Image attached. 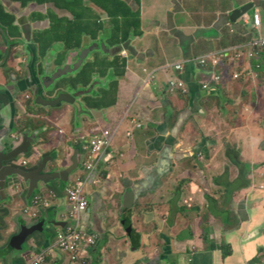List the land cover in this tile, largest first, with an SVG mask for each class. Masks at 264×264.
Instances as JSON below:
<instances>
[{"label":"crops","instance_id":"obj_1","mask_svg":"<svg viewBox=\"0 0 264 264\" xmlns=\"http://www.w3.org/2000/svg\"><path fill=\"white\" fill-rule=\"evenodd\" d=\"M124 1L133 11L140 8L137 0ZM141 1L143 35H132L124 49L131 58L125 75L117 78L119 91L114 107L99 109L82 101L85 96L96 98L102 92L98 76L87 88L65 87L79 97L77 107L68 103L54 106L42 102L37 94L26 107L14 98L26 75L15 86L7 87L0 62V171L10 167L7 177L0 179V264H29L42 255L47 256L45 264H179L183 258L186 262L195 258L194 264H251L264 249V180L249 181L245 171L244 180L250 185L238 189L235 180L241 179L240 169L227 147L234 139L243 163L259 166L264 159V137L254 139L252 130L264 114V55L240 64L241 69L235 71L246 67L243 79H225L218 95L210 99L198 98L194 91L192 98L179 96L170 93L167 86L176 73L191 87L196 70L188 66L181 75L170 66L199 58L195 54L199 44H208L206 54H216L254 37H264V0H254L257 9L249 13H261L262 29L256 31L252 25L238 21L237 30L244 31L237 34L232 32L228 13L253 0L232 1L231 5L226 0V6L207 9L203 16L208 15V20L203 25L188 18L183 25L177 17L191 10L188 4L192 1L200 0L185 1L182 7L179 0H170L169 5L165 0ZM215 3L223 4L224 0ZM97 13L107 18L101 8ZM196 14L192 9L189 16ZM8 21L0 14L1 23ZM2 34L0 29V37ZM166 35L173 38L172 43H165ZM87 41L85 38L83 45ZM175 41L177 56L172 54L177 50ZM79 68L72 70L76 73ZM146 70L157 77L150 86L144 83L149 77ZM36 79L33 75V81ZM195 80L200 93L202 82ZM158 83L163 90L154 88ZM26 84L32 85L31 78ZM247 100L251 105L245 110L247 118L229 106ZM133 119L143 121L147 128H132ZM106 128L115 134V160L109 165L103 163L100 170L88 176L86 152L78 154V162L76 149L86 142L83 138ZM22 145L25 152L6 157ZM22 171L23 176L19 174ZM34 171L48 178L34 176ZM39 178L40 182H33ZM81 178L87 181L90 200L82 226L100 232V236L88 255L73 262L58 248L57 236L65 228L70 210L67 190ZM230 182L235 186L227 194ZM47 219L50 223L42 232L28 236L21 248L11 245L24 227ZM182 222L189 227L179 228ZM224 240L233 248V256L226 260L219 259ZM169 253L174 255L171 262H162V256Z\"/></svg>","mask_w":264,"mask_h":264},{"label":"rangeland","instance_id":"obj_2","mask_svg":"<svg viewBox=\"0 0 264 264\" xmlns=\"http://www.w3.org/2000/svg\"><path fill=\"white\" fill-rule=\"evenodd\" d=\"M169 2H170V0H165L166 5H169ZM215 2H216V0L192 1L190 4H188V6L191 8V10L193 9L194 13L196 12L197 14L191 15V17H190L189 14H190L191 10L186 11L187 13L180 12L177 16L178 22L181 21V22H183V25H184L185 19L188 18L191 20L194 19L195 22H197L199 25H203L205 23V21L208 20V15L203 16L204 14H206L207 9L209 11H213V6H223V5L226 6V0H224L223 4L222 3H215ZM184 6H185V4H184ZM8 7H9L8 13H10L12 15L15 14V21H16V24L19 25V28L21 29V35H19L20 37H4L3 38L5 41H7L8 45H13V50H12V52L9 51V53L7 54V57L3 61L2 73H3L4 80H5V86H7V87H10L12 84L15 86V84L17 82H20V80L26 75V80L20 83L18 90L15 92L16 95H14V98H16V101L18 103H20V101L26 100L28 97L33 98L35 96V93L37 92V96L42 102H48L50 104H53L54 106H61L62 100H60L58 98V94L60 92H66V88L53 89L56 85V81H54L51 84L49 83V77L51 76L50 74L53 73L54 71H57L58 70L57 67H60L61 69L65 70L66 63L69 65V69L70 68L73 69V68H76L78 66V64H79V66H82L85 61H92L94 59L95 55H97V54L104 56V55H109L110 53H113L112 48H108L107 42H105L103 39H100V40L98 39L96 41L88 40L85 43V45L82 46V48L75 50V51H70L67 54V57H66V60L64 61V64L61 66L55 65V60L57 58L56 57L57 53L63 51L62 47H58V48L56 46L53 47L51 50H49L47 52L48 55L45 58L41 59L38 57L37 47L31 41V39L33 37L32 36V28L30 25L28 26V23L26 20V15H27L26 11L28 9H30V7L26 8V9H21V8L17 7V5H13V4H9ZM0 39H1V37H0ZM164 40H165L166 44H170V43H172L173 38L166 35ZM17 43L23 45L22 46L23 48H20L19 46H17ZM173 47H176L177 50L173 51L172 54L177 56V54L179 52L178 51V43L176 42V44L173 45ZM207 47H208L207 43L199 44L195 49V54L197 56H200L199 58H201L202 55H203L202 57H207L208 56V54H206V48ZM25 48L28 50V53L25 51ZM83 53H85V54H84V57H81L82 62L79 63L80 56H82ZM73 54H75V55L73 56ZM129 62H130V60H129ZM41 65H42V67H41ZM40 68H42L43 72L39 71ZM238 68H240V65H235L233 67L224 66V67H221L220 70H219V68L214 69V68L208 67L204 70V73L200 76V82H202L203 84L209 83V82H214V80L212 81V79H213L215 74H218V71H220L219 72L220 78L224 81L225 79L231 77L234 74L235 70ZM69 69H66L64 72L69 73ZM171 70H173V69H171ZM245 70H246V67L243 66L242 70L239 71V73H242ZM262 70L264 71V67L262 68ZM31 73L35 76V79L37 78L36 82L39 85V89L35 93H34L33 86L26 84V82L29 80V78L31 76ZM8 74H10L11 77L14 78V80H10L8 77ZM45 76H47V77L44 79L43 77H45ZM178 76L176 75V73H174V76L171 79L180 80V77H178ZM33 82L34 81H32V79H31L32 85H34ZM169 82H170V80L168 81L167 85H169ZM100 83H101V85L102 84L106 85L108 83V80L98 78L97 85H99ZM97 85L95 84L92 88L87 89L86 91L93 89ZM262 85H264V79L262 81ZM154 88L156 90H159V91H160V89L163 90V87L160 83H158V85ZM157 88H159V89H157ZM48 89L49 90L52 89L53 94H50ZM230 93H232V92H230ZM72 94L74 95L76 102L79 103L80 102L79 97L76 96L74 93H72ZM176 94H178L179 96H183L181 92H176ZM235 94L237 97L240 96L238 89L235 90ZM178 95H175V97L177 99H179ZM235 99L237 100L238 98H235ZM224 101H225V103L227 102L226 99ZM219 102H221V100H219ZM224 105L227 106V104H224ZM229 106L231 109L234 110V112L236 114L241 115V116L243 115L244 118H247L249 116L245 112V110L251 106L250 102L248 100L245 102H238L237 105L230 104ZM210 107L211 106L207 107V109ZM132 128H136V125L133 124ZM252 130L254 132V139H257L259 137H264V114H263V117H261L259 119V121L256 123L255 129H252ZM239 134H241V131H239ZM198 137H200V134H198ZM230 142L232 144H228L227 147L235 148L236 147L235 145L237 144L236 141L234 139H232V140H230ZM261 162H264V159ZM249 165H250L249 163L244 161L242 167L239 168L241 179L244 178V172L247 170V166H249ZM251 166L253 168L256 167L253 165H251ZM190 167L193 168V166H190ZM262 171H264V168L262 169ZM245 177H247V176L245 175ZM256 179H263L264 180V176L260 173V174H258ZM245 182L246 183H244V185L247 186V181H245ZM184 226H185V224H184V222H182L180 224L179 228L183 229ZM188 227L189 226H187V225L185 226V228H188ZM57 239H58V236H57ZM170 244H171V242H169V245Z\"/></svg>","mask_w":264,"mask_h":264},{"label":"trees","instance_id":"obj_3","mask_svg":"<svg viewBox=\"0 0 264 264\" xmlns=\"http://www.w3.org/2000/svg\"><path fill=\"white\" fill-rule=\"evenodd\" d=\"M137 2L140 3V8L137 11H133L131 6L123 0H105L101 7L109 16L110 22H108V27L109 30H111V35L107 36L106 39L102 38V35L106 32L103 21L100 20L93 22L92 17H81L75 24L70 23V29L66 34L64 31L59 32L56 30H46L45 33H41L40 35L35 33L34 37L40 45L41 55L43 56L46 53V50L55 38L63 39L60 41L64 42L66 49L64 48V51L61 52L55 60V65L61 66L64 64L67 54L70 51L82 48L84 37H89L92 40L103 39L107 42V46L109 48H114L115 50L126 44L131 39L132 33L141 37L144 31L142 20V1L137 0ZM8 18L14 21L13 16L6 15V22L8 21ZM10 24L13 25V22L10 21ZM10 30L15 31L16 28L10 27ZM124 54L125 53L123 52H117L104 56L100 54L95 55L92 61H85L83 65L80 66L78 72L74 73L72 68L69 69V73L65 72V74L62 75L57 82V88L70 87L73 90H77L79 88L84 89L91 86L90 84L95 82L97 76L101 79H107L110 80V82L106 85L102 84L103 90L99 93V96H96V98L92 95L85 96L82 101L91 104L95 108L104 109L114 107L118 99L119 79L125 75V71L129 65L128 58H125ZM50 93L53 94L52 91ZM58 98L60 100L66 99L67 101L73 102L76 106L79 105L71 92H60ZM229 155L233 162L237 164L239 163V160L236 159L238 155L236 151L231 149L229 151ZM263 164L264 162L255 168L251 165L247 166L246 172L249 181H254V179L256 180V177L260 173L264 176V171H262L264 168ZM254 173H256L255 177H253ZM235 181L239 184L238 189L240 190L250 185V182L247 181V186H245L244 183L246 182L242 179ZM233 186H235L234 182H230L228 188L226 189L227 194L231 192ZM208 198L213 201L212 198ZM128 224L129 221L127 222V226ZM221 245L222 252L219 254V259L222 258L223 260H226L232 257V246L227 244L225 240L221 243ZM199 257L200 256H198L197 259ZM169 261L171 262V259ZM195 262V258L187 262L184 258L178 260L179 264H194ZM252 263L260 264L261 260L257 258L252 261Z\"/></svg>","mask_w":264,"mask_h":264},{"label":"flooded vegetation","instance_id":"obj_4","mask_svg":"<svg viewBox=\"0 0 264 264\" xmlns=\"http://www.w3.org/2000/svg\"><path fill=\"white\" fill-rule=\"evenodd\" d=\"M124 1V0H123ZM105 2V0H0V14H3L5 17L8 15L6 12H9V4L17 5V7L21 9H26L30 7L26 11V20L28 23V26L30 25L32 28V43L35 44L37 47V54L39 58H45L48 54L47 52L51 50L53 47H62L63 51L64 48L66 49L64 42L60 41L63 39L55 38L54 41L51 43V45L46 50V53L42 56L40 53V45L36 41L34 34L40 35L41 33H45L46 30H56V31H64L65 34L70 29V23L75 24L79 18L83 17H92L93 22L97 21H103L104 26L106 28V32L102 35V38L106 39L107 36L111 35V30H109L108 22L109 16L107 12L101 7L102 4ZM102 9L106 13L107 18L102 19V17L97 13L98 10ZM9 16V15H8ZM11 18V17H10ZM7 24H1L0 23V29H2L3 34L1 36V45H0V62H3L5 58L7 57V54L12 52L13 47H9L7 44V41H5L4 37H20L21 35V29L19 28V25L16 24L15 21V14H14V21L12 19L8 18ZM10 21L13 22V25L10 24ZM60 21V22H59ZM15 23V24H14ZM11 25V26H10ZM10 27H15L16 30H10ZM86 40H92L89 37H84ZM15 39V38H14ZM83 39V43H84ZM98 40V39H97ZM96 41V40H93ZM20 48H23L21 44H17ZM126 47V44L121 46V48L124 50ZM9 49V50H8ZM61 49V50H62ZM16 50V49H15ZM60 50V51H61ZM25 51L28 53V50L25 48ZM61 51V52H63ZM57 53L56 57L61 53ZM3 55V56H2ZM1 58L3 60H1ZM130 59V57H129ZM42 67V65H41ZM57 67V66H56ZM58 70L51 73L49 77V83H53L56 81V85L53 89L57 88V82L59 81L60 77L57 75L60 67H57ZM42 68L39 69L40 72H43ZM39 74V73H38ZM23 75V74H22ZM25 75V74H24ZM53 76L55 78H53ZM8 77L10 80H12V77L10 74H8ZM25 77V76H24ZM47 76L43 77L44 79ZM30 78L33 81V74L31 73ZM34 85V93L39 89V85L36 81L33 82ZM57 89H63V88H57ZM49 90V89H48ZM52 91V89L49 90V93ZM37 94V92L35 93ZM51 94V93H50ZM60 94V93H59ZM58 94V97H59ZM34 97L30 98L28 97L26 100H23L24 105L26 107H30V104L33 102ZM62 103H68L69 105H74L73 102L67 101L66 99L62 100ZM50 104V103H49ZM80 104V102L78 103ZM53 105V104H51ZM77 107L76 105H74ZM79 106V105H78ZM70 202V200H69ZM174 257L172 253L166 254L162 256V262L170 263V259Z\"/></svg>","mask_w":264,"mask_h":264},{"label":"built area","instance_id":"obj_5","mask_svg":"<svg viewBox=\"0 0 264 264\" xmlns=\"http://www.w3.org/2000/svg\"><path fill=\"white\" fill-rule=\"evenodd\" d=\"M255 22L257 26L261 25L260 16L255 17ZM252 51L249 56L254 58V51L264 48V40H256L251 45ZM233 53V55H232ZM243 48L233 49L232 51L222 53L218 56H207L198 60V66L202 69V73L208 67L214 69L218 68L224 61L233 60L234 62L240 61L246 54ZM177 71L185 72V63H178L175 65ZM235 79H240V75L236 74ZM213 80L217 83H221V78L219 75H215ZM211 82L205 84V89L210 88ZM171 87L173 90H182L187 93L185 83L178 82L176 80L171 82ZM138 127H142L138 124ZM112 147V138L110 135H98L84 146V150L87 153V169L90 173L100 165L104 156ZM85 183L83 180H78L75 187L69 189V199L71 201L70 216L67 219V226L64 230H61L58 234V248L66 253L73 262L79 261L83 253L90 251L97 244V239L99 235L97 233L90 234L86 232L82 227V213L88 207V200L85 195ZM45 256L42 255L37 257L31 264H44Z\"/></svg>","mask_w":264,"mask_h":264},{"label":"clouds","instance_id":"obj_6","mask_svg":"<svg viewBox=\"0 0 264 264\" xmlns=\"http://www.w3.org/2000/svg\"><path fill=\"white\" fill-rule=\"evenodd\" d=\"M185 1H189V0H179V4H178V6L179 7H182V3H185ZM232 1H237V0H229V5H231V2ZM248 5H251L252 6V9L251 10H249L241 19H239L237 22H238V24H242L243 23V21L245 22V24H247V25H252L253 26V28L256 30V31H260L261 29H262V23H263V19H262V15H261V13L259 12V11H256L255 12V14L252 16V15H249V13L251 12V11H253V8H255V9H257V7H256V3H255V1L253 0L252 2H251V4H244V5H242V7H240L239 9H242V8H244V7H246V6H248ZM239 9H237V10H239ZM236 10V11H237ZM233 11V10H232ZM232 11H230L229 13H228V18H229V21H230V24H231V26L232 27H234L233 28V30H232V32H233V34H237V33H242L243 31H244V28H243V30H241V31H239V30H237V28H236V25H238V24H236L237 22H233L232 20H231V15L235 12H233V13H231ZM260 16V19H261V25L260 26H257L256 25V22H255V17L256 16ZM132 35H135L134 33H132L131 34V36ZM256 40H264V37H262V36H257V37H254L253 39H251V40H248L246 43H243V44H240V45H238V46H233V47H231V48H229V49H223V51L222 50H218L217 51V53L216 54H213V53H209L208 54V56H218V55H220V54H222V53H225V52H229V51H232L233 49H238V48H243L244 50H245V56L240 60V61H236V62H234L233 60H226V61H224L218 68H219V70L221 69V67H224V66H227V67H233V66H235V65H240V64H242V63H244V62H246V61H253V60H256V59H258L259 57H262L263 55H264V48L263 49H259V50H256V51H254V58H250V56H249V54L251 53V52H253L252 51V48H251V45H252V43L254 42V41H256ZM130 41H128L127 43H126V45L129 43ZM109 48V47H108ZM112 51H113V53H110V54H114V53H117V52H123V53H125L124 54V57L125 58H128V61L130 60L129 59V57L131 58V56H128L127 55V53L121 48V47H119V48H117L116 50L114 49V48H112ZM109 54V55H110ZM232 55H233V53H232ZM202 58H204V57H201V58H196V59H192V60H190L188 63H185V62H178V63H185V72L184 73H182V72H179V71H177L176 70V68H175V65L176 64H178V63H175V64H173L172 66H170V68L171 69H173V70H175V72H177L178 74H181V75H183V74H185L186 72H187V67L189 66H192V64L193 63H195L196 65H197V69L200 71V73L198 74V79H200V76L203 74L202 73V69H200L199 68V66H198V60H200V59H202ZM230 61V62H229ZM212 68V67H211ZM147 71V70H146ZM148 72V71H147ZM219 72L220 71H218V74H215V75H219ZM245 72H246V70L245 71H243L242 73H239V71H235L234 72V74L232 75V77H233V79H235V75L236 74H239L240 75V79H238V81H241L242 79H243V77H244V75H245ZM148 74H149V77H148V79L145 81L144 80V83H145V85L146 86H150V85H152L153 84V82L157 79V77L154 75V73H151V72H148ZM214 75V76H215ZM235 80H237V79H235ZM172 81H174L173 79H171L170 80V82H169V85H167L168 87H169V91H170V93H176V92H181L183 95H185V96H189V94H190V92H189V87H188V84H187V82L184 80V79H180V80H176V81H178V82H184L185 83V87H186V90H187V93H185L184 91H182V90H173L172 89V87H171V82ZM212 81H213V79H212ZM205 84H207V83H205ZM205 84H203L202 83V90L204 91V92H206V96H204L203 97V99H210V97H212V96H216V95H218V89L220 88V87H222L223 85H224V81L223 80H221V83L220 84H217L215 81L214 82H211V84H210V88L209 89H205ZM99 109H101V108H99ZM132 122H133V124H135L136 125V128H147V124L146 123H144L143 121H141V120H139V119H133L132 120ZM138 124H141L142 125V127H138ZM106 134H108V135H110V137L112 138V147H111V149L109 150V152H107L106 153V155L104 156V158H103V160L101 161V163H100V165H98L97 166V168L93 171V173L94 172H97L98 170H100L101 168V166L103 165V163H104V165H109V164H111V163H113L114 162V160H115V156L113 155V153H112V148H113V144H114V138H115V134L113 133V131L110 129V128H106L105 130H102V131H100V132H96L95 131V134H94V136L93 137H91V138H83L84 140H86V142L84 143V144H82L81 146L82 147H77V149H80L81 150V153H83V152H86L85 150H84V146L87 144V142H89L90 140H92L93 138H95L96 136H98V135H106ZM129 135H133V132L132 131H129ZM230 149H232V150H234V151H236L237 152V157H236V159H238L239 160V163L237 164V163H235V162H233L235 165H237V167L238 168H240V167H242V165H243V162L241 161V152L237 149V148H231V147H229ZM76 149V150H77ZM87 161H88V156H87V153H86V162H85V169H86V173H87V175L89 176V174L90 175H92L93 173H90L89 171H88V169H87ZM233 161V160H232ZM103 167V166H102ZM244 179H246V178H243L242 180H244ZM80 180V179H79ZM81 180H83V182L85 183L84 185H85V195H86V197H87V200H88V207H87V209L82 213V216H81V218H83V214L86 212V211H88L89 210V208H90V200H89V198H88V196H87V192H86V185H87V181L84 179V178H81ZM241 180V179H240ZM245 181V180H244ZM78 182V181H77ZM76 182V183H77ZM76 183L74 184V185H72V186H70L69 188H68V190H67V195H68V198H69V193H68V191H69V189H71V188H73V187H75V185H76ZM237 185H239V184H237ZM70 200V199H69ZM70 207H71V201H70ZM69 216H70V210H69V214H68V217L66 218V222H67V219L69 218ZM67 226V225H66ZM65 226V227H66ZM83 227V226H82ZM65 229V228H64ZM63 229V230H64ZM86 232H88V233H90V234H93V233H97L99 236H100V232H91L90 230H87V229H84ZM128 232H129V229H128ZM83 255H88L87 254V252H85V253H83ZM37 258V257H36ZM36 258H34L29 264H31ZM46 258H47V256H45V261H44V264L46 263ZM260 259L261 260V263L260 264H262V262L264 261V249H261L260 251H259V254H258V256L255 258V259ZM254 259V260H255ZM253 260V261H254ZM79 261H81V259L79 260ZM79 261H77V262H79ZM251 264H253L252 262H251Z\"/></svg>","mask_w":264,"mask_h":264},{"label":"water","instance_id":"obj_7","mask_svg":"<svg viewBox=\"0 0 264 264\" xmlns=\"http://www.w3.org/2000/svg\"><path fill=\"white\" fill-rule=\"evenodd\" d=\"M251 9H252V6H251V5H248V6L244 7V8H242V9H239V10L235 11V12L231 15V20H232L233 22H237L239 19H241V18H242V17H243V16H244L249 10H251ZM84 54H85V53H83L81 57H84ZM81 57H80L79 63L82 62ZM78 66H79V64H78ZM78 66H77V67H78ZM190 67H192L194 70H196V73L194 74L195 77H193V78L191 77V83H192V84H190L191 87H189V85H188V87H189V92H190L189 96L192 98V97H193L192 91H194L195 94H196L197 96H199L198 98H203L204 96H206V92H204L203 90H201V91H200V93H202V95H201V94L197 91V85H198V83H197V81L195 80V79H198V74L200 73V71L197 69V65H196L195 63H193L192 66H190ZM66 69H69V65H66L65 70H66ZM188 69H189V68H188ZM65 70H64V71H65ZM64 71L58 72L57 75L59 76V75L63 74ZM193 85H196V86L194 87V90L192 89V86H193ZM21 152H25V147H23V145H22V146H19V147H17V148H15V149H13V150H11L10 153L6 154V157H7V158H15V157L18 156V154L21 153ZM80 153H81V150H80V149H77V152H76L75 156H76V160H77L78 162H79V155H78V154H80ZM77 164H78V163H77ZM77 164H76V165H77ZM34 172H35V171H34ZM8 173H10V167H4V168H2V170L0 171V179H4V178H6V177H7L6 175H7ZM19 174H20L21 176H23V175H24V172L22 171V172H20ZM34 176L40 177V178H42V179H46V178H48V176L43 175V174L40 175V174H38L37 172L34 173ZM34 176H33V177H34ZM62 177H64V176H62ZM40 178L37 179V180H35V181H33V182H34V183H38V182H40V181H41ZM33 187H34V186H33ZM33 187H32V189H33ZM32 189H30V191H32ZM133 203H134V199H133V201L131 202V206H130V208L133 206ZM47 223H50L49 219H47V220H45V221H42V222H37V223L33 224L31 228H26V227H24V228L22 229L21 233H20V234H17V235L13 238V240H12V242H11V245H12L13 247H16V248H21L22 245H23V244L26 242V240L28 239V236L32 235V234L35 233V232H42L43 227H45V225H46ZM67 224H68V222H66V224H64V226H66ZM128 229H129V232L131 233V232H132V227H130V228H128ZM130 230H131V231H130Z\"/></svg>","mask_w":264,"mask_h":264}]
</instances>
